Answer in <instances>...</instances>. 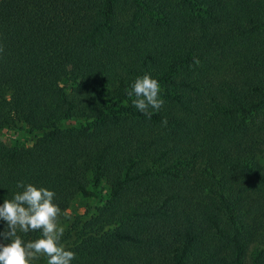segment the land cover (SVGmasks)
Listing matches in <instances>:
<instances>
[{
    "label": "trees",
    "instance_id": "1",
    "mask_svg": "<svg viewBox=\"0 0 264 264\" xmlns=\"http://www.w3.org/2000/svg\"><path fill=\"white\" fill-rule=\"evenodd\" d=\"M0 46V205L81 200L71 264H264V0H0Z\"/></svg>",
    "mask_w": 264,
    "mask_h": 264
},
{
    "label": "clouds",
    "instance_id": "2",
    "mask_svg": "<svg viewBox=\"0 0 264 264\" xmlns=\"http://www.w3.org/2000/svg\"><path fill=\"white\" fill-rule=\"evenodd\" d=\"M160 92L158 80L144 74L135 79L127 94L135 96L133 106L150 119L152 111H159L164 105ZM162 124L166 126L167 120ZM17 188L22 191L0 205V220L6 222L0 241H7L0 242V264H32L41 255L48 258L47 264H71L76 254L62 243L64 229L58 225L61 209L54 202L55 192L22 181ZM30 231H40L41 238L25 243L18 233Z\"/></svg>",
    "mask_w": 264,
    "mask_h": 264
},
{
    "label": "rangeland",
    "instance_id": "3",
    "mask_svg": "<svg viewBox=\"0 0 264 264\" xmlns=\"http://www.w3.org/2000/svg\"><path fill=\"white\" fill-rule=\"evenodd\" d=\"M33 138L32 135L29 134H16L13 130H3L0 134V141L5 144H17V143H24L29 142ZM83 207V202L79 199L76 200V202L69 208L67 211V215H65L63 218H66L67 216L71 214L78 213ZM63 218L58 219V225L63 227L64 222Z\"/></svg>",
    "mask_w": 264,
    "mask_h": 264
}]
</instances>
